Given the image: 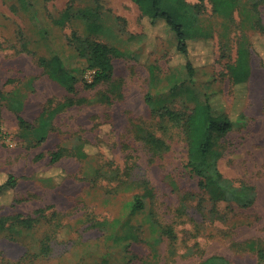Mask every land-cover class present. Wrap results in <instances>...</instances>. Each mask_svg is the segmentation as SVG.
Instances as JSON below:
<instances>
[{"label":"rangeland","instance_id":"obj_1","mask_svg":"<svg viewBox=\"0 0 264 264\" xmlns=\"http://www.w3.org/2000/svg\"><path fill=\"white\" fill-rule=\"evenodd\" d=\"M259 19L264 28V1ZM190 7L198 0H184ZM245 2V0L243 1ZM196 24L212 34L208 45L191 43L195 74L172 50L175 36L162 21L141 20L131 0H0V218L42 217L21 242L0 239V262L32 264H197L220 256L229 264L259 263L251 247L264 246V36L212 12L205 0ZM99 17L91 34L81 13ZM91 39L122 54L113 58V86L86 89L93 72L84 71L75 39ZM252 39L250 75L241 58L235 71L248 83L235 88L225 70L236 60L240 43ZM57 56L76 79L68 94L51 81L36 58ZM157 66L156 80L147 66ZM172 66L178 67L171 69ZM242 85V84H241ZM111 99L97 103L100 95ZM150 94L154 111L145 103ZM227 114L234 128L222 143L218 169L235 186L255 190L253 205L212 204L186 168V143L160 117L163 109L186 118L204 95ZM20 100L22 117L35 128L43 112L68 100L73 106L52 120L48 136L37 143L19 128L10 103ZM78 101H81L79 104ZM152 133L169 149L156 151L145 141ZM87 156H77L81 145ZM66 151L56 164L50 155ZM143 209L132 214L135 196ZM172 230L173 239L164 234ZM44 233L52 236L47 256L31 257Z\"/></svg>","mask_w":264,"mask_h":264},{"label":"trees","instance_id":"obj_2","mask_svg":"<svg viewBox=\"0 0 264 264\" xmlns=\"http://www.w3.org/2000/svg\"><path fill=\"white\" fill-rule=\"evenodd\" d=\"M139 9L141 20L155 23L157 20L162 21L168 34L172 33L176 39V45L172 49L175 55L182 57L185 63L180 67L190 78L195 74V68L192 67L189 60V48L191 43H200L208 45L213 40L212 34L203 30L199 24H196L198 11L205 0H198L199 5L190 8L184 0H131ZM211 4L212 12L221 18L231 19L236 13L241 17L242 27H249L253 32H260L264 36V28L259 19V3L254 0H208ZM264 1V0H259ZM81 16L87 20V30L91 34H97L100 27L97 24L99 17L89 12L81 13ZM79 43L77 49L78 56L84 60V71L93 72V79L90 84L84 83L86 89H94L98 86H113V58L120 57L122 54L112 47L103 43L87 39H75ZM253 47L252 39L240 43L236 50V60L233 63L225 65L231 84L235 88H239L248 83L249 79L241 81L235 71V65L241 58L245 60L247 76L250 75V50ZM37 65L42 69L43 73L53 82L63 88L68 94L75 92L76 79L65 68L62 61L57 56L50 58H36ZM172 66L173 68H178ZM264 67V64H263ZM149 77L156 80L155 73L157 66L150 63L148 66ZM242 84V85H241ZM2 94L0 92V98ZM214 96L204 95L202 102L197 103L190 114L186 118H182L179 114L163 109L160 117L177 132L180 133L186 143L187 162L186 168L198 179L199 188L207 195L208 200L212 204H229L246 209L253 205L256 194L252 186L247 184H239L235 186L233 181L222 176L218 169V162L222 157V143L227 134L234 128V122L227 114L218 113L213 107ZM80 104L81 101H78ZM97 103L108 106L111 104L109 95L103 94L97 98ZM145 103L149 108L156 105V101L150 94L145 97ZM73 106V101L68 100L63 104L54 107L48 112H43L40 116L37 127L33 128L23 119L21 113L23 104L20 100H14L9 105V109L15 114L17 124L22 130H30L33 138L37 143L45 142L51 122L54 117L63 109ZM152 109V110H153ZM154 111V110H153ZM146 143L156 151L169 149L168 145L160 138H156L152 133H146ZM85 144L81 145L77 156L86 159L87 156L81 151ZM66 151L58 150L50 155V163L52 165L58 163ZM16 183L13 177L0 185V193L13 190ZM147 195L135 196L133 205L130 207L132 214L143 209V199L150 195V190L146 189ZM36 217H22L19 215L0 218V239H6L14 242H21L23 239L29 238L37 227L42 211H38ZM164 234L173 239V233L170 228L164 230ZM52 236L44 233L38 241L36 251L28 253L31 257L47 256L50 252V244ZM255 252L259 263H264V246L262 248L251 247ZM0 264H12L2 263ZM14 264H32L28 262H19ZM197 264H229L228 261L220 256L208 257Z\"/></svg>","mask_w":264,"mask_h":264}]
</instances>
